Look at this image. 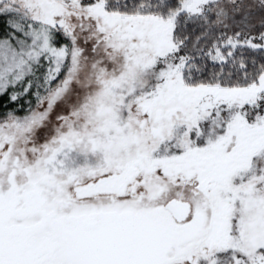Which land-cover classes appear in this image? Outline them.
<instances>
[{
	"label": "snow or ice",
	"instance_id": "6c2138e0",
	"mask_svg": "<svg viewBox=\"0 0 264 264\" xmlns=\"http://www.w3.org/2000/svg\"><path fill=\"white\" fill-rule=\"evenodd\" d=\"M0 264H264V0H0Z\"/></svg>",
	"mask_w": 264,
	"mask_h": 264
}]
</instances>
